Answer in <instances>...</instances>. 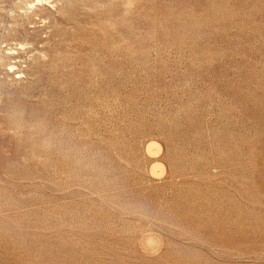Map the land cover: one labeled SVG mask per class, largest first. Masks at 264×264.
I'll return each mask as SVG.
<instances>
[{
	"label": "rangeland",
	"instance_id": "obj_1",
	"mask_svg": "<svg viewBox=\"0 0 264 264\" xmlns=\"http://www.w3.org/2000/svg\"><path fill=\"white\" fill-rule=\"evenodd\" d=\"M46 1L0 0V264H264V0Z\"/></svg>",
	"mask_w": 264,
	"mask_h": 264
},
{
	"label": "bare ground",
	"instance_id": "obj_2",
	"mask_svg": "<svg viewBox=\"0 0 264 264\" xmlns=\"http://www.w3.org/2000/svg\"><path fill=\"white\" fill-rule=\"evenodd\" d=\"M36 2H37V3H40V4H41L42 2L47 3L46 0H36ZM37 3H36V4H37ZM32 6H33V5H31V7H32ZM9 53L11 54V52H9ZM13 53H14V52H13ZM9 69H10V70H13V69H14V66H10Z\"/></svg>",
	"mask_w": 264,
	"mask_h": 264
}]
</instances>
